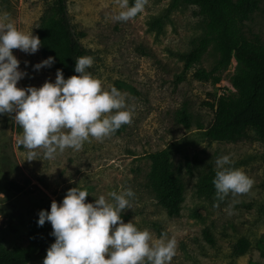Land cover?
Returning a JSON list of instances; mask_svg holds the SVG:
<instances>
[{
    "label": "rangeland",
    "instance_id": "1",
    "mask_svg": "<svg viewBox=\"0 0 264 264\" xmlns=\"http://www.w3.org/2000/svg\"><path fill=\"white\" fill-rule=\"evenodd\" d=\"M171 1L147 0L135 17L120 21L114 19L121 10L115 0H68L74 28L84 35L81 42L93 57L87 71L105 90L115 86L133 114L120 134L90 137L79 150L65 148L53 159L43 158V149L37 148V160L32 161L26 160L27 150L18 144L22 128L14 113L0 114V246L12 249L28 244L29 221L43 199L59 203L69 188L78 186L87 190L86 202H93L99 195L110 199L109 192L131 188V207L122 210L121 217L125 223L133 221L137 228L148 229L153 240L162 233L174 238L176 251L169 264H264L257 247L264 242V141L252 137L237 143H209L207 131L196 129L198 123L213 122L215 111L209 104H216L223 94H238L233 79L241 67L235 58L219 67L221 52L213 43L197 68L213 72L218 66L215 74L221 81L216 85L199 81L192 76L194 70L186 80L177 81L184 69L178 55L189 52L205 29L193 7L181 6L165 20L162 32L151 30V20L166 14ZM48 5V0H0V14L7 13L18 29L36 35ZM244 33L247 39L264 44V0L245 22ZM12 52L19 68L27 72L18 87L54 81L55 72L49 67L39 71L32 67L46 59L40 49L34 54ZM183 113L191 129L182 122ZM164 149L171 151L174 172L185 183L180 217L168 216L149 185V156ZM225 154L253 184L247 193H230L224 204L213 207L197 193V183ZM187 159L197 161L192 176ZM12 183L24 191L18 192ZM206 229L215 244L206 240ZM242 238L252 246L237 256L233 247ZM43 258L31 264H42Z\"/></svg>",
    "mask_w": 264,
    "mask_h": 264
},
{
    "label": "clouds",
    "instance_id": "2",
    "mask_svg": "<svg viewBox=\"0 0 264 264\" xmlns=\"http://www.w3.org/2000/svg\"><path fill=\"white\" fill-rule=\"evenodd\" d=\"M115 2L121 10L114 19L127 21L143 10L147 0ZM40 47L37 35L18 29L7 13L0 14V114L14 113L22 128L18 144L27 150L26 160H37V148L43 149L45 159L55 158L65 148L79 150L90 137L101 139L130 122L133 113L124 95L115 86L105 90L87 71L93 63L91 56L76 58L74 72L78 75L65 78L58 68L54 81L45 80L39 87H18L27 72L19 68L20 61L12 50L34 54ZM54 62L49 56L32 67L39 71ZM231 164L229 154L215 160L213 207L230 193L236 196L251 189L253 180ZM86 196V189L71 187L59 203L52 200L49 210H39L37 226L49 222L50 235L55 237L42 264H169L176 251L174 238L162 233L153 240L148 229L123 221L121 212L130 209L134 196L131 188L109 192L110 199L99 195L86 202Z\"/></svg>",
    "mask_w": 264,
    "mask_h": 264
},
{
    "label": "trees",
    "instance_id": "3",
    "mask_svg": "<svg viewBox=\"0 0 264 264\" xmlns=\"http://www.w3.org/2000/svg\"><path fill=\"white\" fill-rule=\"evenodd\" d=\"M48 2L47 12L36 33L41 40L40 52L46 58L54 57L55 62L49 67L54 72L59 68L65 78L78 75L74 72L76 58L90 54L81 42L84 35L78 34L74 28L68 0ZM131 3L132 0L129 1ZM181 6L195 9L204 23L205 31L193 40L189 52L178 55L184 61V69L177 76V81L186 80L194 70L192 76L195 79L216 85L221 81V76L215 74L219 67H226L233 58L241 67L233 79V86L238 94H223L216 104H209L215 111L213 122L208 126L198 123L196 129L207 131L209 143H237L252 137L264 141V44L259 39H247L244 33L245 22L260 8V0H172L166 14L151 20L150 29L162 32L165 20ZM213 43L221 52L219 67L213 72L197 68L202 56ZM182 122L191 129L185 113L182 114ZM126 126L122 124L113 133L120 134ZM149 158V185L157 203L169 217H180L186 189L184 181L174 172L171 151L164 149L151 154ZM193 164L196 165L197 161L187 159L186 166L190 176L193 175ZM214 175L215 168L212 166L197 183V193L213 204L216 202L212 183ZM11 186L18 192L24 191V187L16 183ZM227 197L218 204H224ZM51 201L46 198L37 205L36 212L29 221L26 246H15L12 249L0 246V264H31L46 255V249L54 242L55 237L50 235L52 228L49 222L38 227L36 221L39 210H49ZM205 238L209 243L215 244L209 229L205 230ZM251 246L248 239L242 238L234 245L233 252L241 256ZM257 247L264 258V242L259 241Z\"/></svg>",
    "mask_w": 264,
    "mask_h": 264
}]
</instances>
